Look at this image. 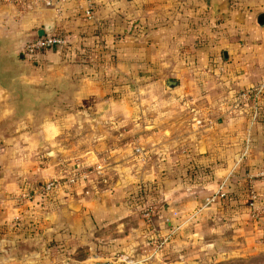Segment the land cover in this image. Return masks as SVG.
Listing matches in <instances>:
<instances>
[{"label": "rangeland", "instance_id": "1", "mask_svg": "<svg viewBox=\"0 0 264 264\" xmlns=\"http://www.w3.org/2000/svg\"><path fill=\"white\" fill-rule=\"evenodd\" d=\"M94 1L62 0L54 7H47L40 0H0V5L5 6V14L12 19L5 23L12 29L20 28L16 32L11 31L12 29L8 32L16 41V48L12 52L21 53L22 45L33 40L37 36L35 31L43 29V24L48 23L52 27L51 31L65 35L67 40L64 50L69 52L68 58H83V61L90 65L92 75L104 89L102 97L106 100L96 102L95 112H127L128 117L120 119L119 113L117 122L114 123H118V127L130 128L125 135L129 145H142L139 138L142 139L144 134L138 126L144 128L143 131L147 133H150L156 124L163 126L167 130L166 133L171 126L174 131L186 132L189 125V118L185 116L187 112H200L201 107L208 103L202 101L205 87L196 84L194 80V75L199 72V69L195 68L199 62L191 63L190 60L196 59L195 55L191 54L193 52L183 53L184 49L193 50L196 47L202 27L200 12L195 17L187 14L185 17H177V23L174 25L155 15L157 4H167V1L171 0ZM181 1L172 0L171 10L182 12L184 3ZM87 2L91 4L90 18L83 13ZM46 8L56 10L57 14L53 20L35 22L30 19L31 11ZM142 8L146 11L144 16ZM158 29L159 33L156 32ZM38 53L21 56L37 64L41 58ZM181 53L186 60L189 59L187 64L178 59ZM180 63L181 66L176 67ZM165 78H176L180 85L167 86ZM253 86L233 88L231 93L224 97L222 107H218L216 102H211L210 112L213 116L222 112L227 116L226 119L229 116L237 117V126L242 131H239L238 135H235L236 132L234 134L242 148L225 153V158L236 155L238 162L222 181L213 175V165H207L197 158L193 161L191 159L192 164H176L174 174L160 168L159 180L154 178L140 182L133 188L126 184L125 187L130 190L124 194V198L133 210L132 216L140 218L142 224L140 230H132L129 237L122 235L126 233L127 228L115 226H104L89 232L78 230L72 233L65 230L60 239L52 236L47 238L45 234L40 237V229L37 227L39 215L32 208L23 215L1 218L0 264L4 259L2 254L8 255L9 251L18 255L28 252L30 258L35 259L28 261L29 264H83L84 261L77 262L73 257L84 258L87 254L95 253L101 256V259L95 260L93 264H105L106 260L109 264H126L129 260L142 264H169L176 259L179 264H264V88L257 93L256 102H253L251 97H239L245 88ZM219 91L220 89L215 87L212 96L215 97ZM52 103L50 101V104ZM94 103L95 101L88 104ZM73 105L70 102H62L65 110L60 112L64 114V125L73 124L93 129L94 126L104 128L108 122V118L103 115L93 120L77 117L74 113L79 111L73 108ZM259 110L263 111L262 115ZM38 112H41V109ZM177 113L183 115L182 121L171 123L170 118ZM252 122L253 127L259 126L263 131L254 133L251 130L249 137L245 139L244 129ZM66 135L71 137L73 134ZM145 139L146 142L151 140L149 136ZM250 142H253L254 147H248ZM88 143L84 137L79 141V147ZM40 152L36 157L40 156ZM254 153L260 157L256 158ZM130 163V160L124 162L126 169L130 168ZM147 165L150 164L144 163L142 167L147 168ZM53 167L55 168L51 172H44V175L41 174L40 168L37 172L24 171L23 175L16 172L17 176H23L22 183H26V176L32 178L26 185L29 193L0 196V202L13 201L22 204L27 197L35 199V203L32 202L33 207L36 206L34 204L42 206L43 200L54 192L43 195L39 187L33 194L30 187L38 185L42 180L43 183L50 174H56L58 166H49L46 169ZM135 167L136 165L133 166ZM175 175L202 194L201 198L197 197L198 200L201 199L200 202L211 205L209 211L200 217L199 222L186 226L194 231L193 242H184L189 238L186 235L189 230L179 233L167 224L170 220L169 202L161 189L171 187L175 183ZM100 181V186L105 187V182ZM209 181L212 183L210 186L206 185ZM215 183H218V186L213 192ZM143 185L147 186L146 194H143L141 189ZM220 191L223 194L220 195ZM142 200L150 202L153 206V215L148 223L140 214ZM26 227L30 229L27 230ZM25 235L28 237L26 240L10 241V237L19 239ZM112 237L115 241L110 243Z\"/></svg>", "mask_w": 264, "mask_h": 264}, {"label": "crops", "instance_id": "2", "mask_svg": "<svg viewBox=\"0 0 264 264\" xmlns=\"http://www.w3.org/2000/svg\"><path fill=\"white\" fill-rule=\"evenodd\" d=\"M167 2L157 4L158 10L154 8L157 18H162L164 22L176 25L177 17H185V14L195 17L198 12L202 21L198 36L202 41H197L193 50L184 49L183 53L193 52L191 54H194L196 59L191 58V63L199 62L195 67L199 72L194 75V80L196 84L205 87L202 101L208 103L201 107L200 112H187L185 115L189 118L187 131H174L171 126L166 133L167 130L163 126L153 124L155 126L147 133L143 131L144 128L138 126L144 134L142 139L139 138L142 145H129L125 135L130 128L118 127V123H114L119 113L120 119L128 117L127 112H95L96 102L106 100L102 97L104 89L92 75L90 65L85 63L83 58L71 59L67 56L69 52L61 50L60 47H49L38 53L41 58L34 65L20 53L11 52L20 73L25 77L26 85L39 94L46 103L42 104L41 112H25L19 115L12 111L0 90V196L29 193L26 185L32 178L24 175L26 183H22L23 176L20 178L16 172L23 175L24 171L37 172L40 168L41 174L44 175V172H51L55 168L47 170L49 166H58L57 173H60L86 164H99L101 168L99 171H92L84 177H79L74 183H62L52 196L43 200L42 206L34 204L36 206L33 207L32 202L35 199L27 197L22 204L1 201L0 219L23 215L32 208L39 215L37 227L40 229V237L45 234L47 238L52 236L60 239L65 230L72 233L78 230L89 232L104 226L127 228L126 233L122 235L129 237L132 230L138 228L140 230L142 224L140 218L132 216L133 210L129 208L124 198V194L130 190L125 187L126 184L133 188L140 182L154 178L159 180L160 168L174 174L176 164H192L197 158L207 165H213V175L221 178L220 181L227 177L238 159L236 155L225 158V153L242 148L239 139L235 137L242 131L237 126V117L229 116L230 119L229 117L226 119L227 116L222 112L213 116L210 112L211 102H216L218 107H222L224 97L228 96L233 88L256 85L260 80L264 66V0H182L184 3V7H181L182 12L171 10L172 0ZM5 11V6L0 5V34L9 35L8 32L12 28L5 22L12 19ZM142 11L144 16L146 11L144 8ZM56 14V10L46 8L34 9L29 16L35 22H41L53 20ZM81 16L85 19L82 13ZM79 19L81 20L80 17ZM19 29L11 31L16 32ZM156 32L159 33L160 29ZM42 33L43 29L35 31V35ZM183 53L178 55V59L181 63L187 64L189 59L186 60L182 56ZM181 63L176 67L181 66ZM176 80V85H180V81ZM215 87L220 91L213 97L212 91ZM50 101L53 103L50 104ZM93 101H95L93 105L88 104ZM62 102L73 103V108L79 111L74 113L77 117L93 120L103 115L108 118V122L104 128L94 126L93 129L73 124L64 125L62 119L64 114L60 112L65 110ZM55 110L58 112H54ZM259 112L261 114L263 111ZM182 116L179 113L173 114L170 122L182 121ZM253 124L254 122L244 129L245 139L249 137L251 130L254 133H262L263 130L259 126L253 127ZM66 133L73 135L69 137ZM148 136L151 140L146 142L145 138ZM84 137L89 143L80 148L79 141ZM134 146L141 148L142 154L135 152ZM248 147H254L253 142H250ZM38 151L40 156L36 157ZM253 156L260 157L257 153ZM219 159L221 161H217ZM128 160L131 161L130 168L126 169L127 165L124 162ZM144 163L150 165H147V168L142 167ZM170 165L172 166L169 167ZM50 176L52 175L47 178ZM100 180L105 182V187L100 186ZM42 181L30 187L33 194L41 187ZM210 184L211 181L206 185ZM217 186L218 183H215L213 192ZM161 191L169 202L170 220L167 224L172 229H177L179 233L189 230L186 228L187 225L199 222L203 213L208 212L211 207L207 203L202 201L201 203V199L198 200L197 197L201 198L202 194L193 190L177 175L175 183ZM193 233L192 230L186 232L189 238L184 240L185 243L195 241ZM26 236H20L19 239L10 237V241L26 240L28 239ZM112 239L114 238H111L110 243L115 241ZM2 256L4 259L1 264H29L28 261L35 260L30 258L28 252L18 255L9 251L8 255ZM100 257L95 253L73 259L77 262L84 261L83 264H93L95 260L101 259ZM169 264H179V261L176 259Z\"/></svg>", "mask_w": 264, "mask_h": 264}, {"label": "built area", "instance_id": "3", "mask_svg": "<svg viewBox=\"0 0 264 264\" xmlns=\"http://www.w3.org/2000/svg\"><path fill=\"white\" fill-rule=\"evenodd\" d=\"M44 6L47 7H54L62 0H40ZM83 13L87 18L91 17V4L89 2L86 3V5L83 8ZM66 41V38L58 33H55L53 31L51 32H43L40 35H37L33 40L29 42H25L21 47V55H34L38 53L39 51L49 48V47H60L62 46ZM264 88V66L261 73V77L257 85H254L253 87H247L245 88L240 94V99H246L248 97H251L253 99V102H256V96L257 93L260 92V90ZM135 152L141 153V148L138 146H134ZM101 168V165L99 164H86L82 166H78L75 169L63 172V174H54L47 179L44 180V182L41 185V193H44L43 195H48L49 193H53L55 190H57L60 185L64 182L66 183H74L77 181L79 177H84L86 174L92 172V171H99ZM141 189L143 190V194H146V189H144V186H141ZM219 194H223L222 191L219 192ZM140 214L142 218L148 223L151 219V216L153 215V206L150 202H145L142 200V205L140 207ZM118 259V258H117ZM105 264H109V261L106 260L104 262ZM112 263V262H111ZM116 264H118L116 262ZM126 264H142V263H136L133 262V260H129L126 262Z\"/></svg>", "mask_w": 264, "mask_h": 264}, {"label": "water", "instance_id": "4", "mask_svg": "<svg viewBox=\"0 0 264 264\" xmlns=\"http://www.w3.org/2000/svg\"><path fill=\"white\" fill-rule=\"evenodd\" d=\"M258 23L261 24L259 20ZM51 28L50 24H43V32H51ZM15 48L16 41L12 36L0 34V90L13 112L19 115L25 112H38L46 102L26 85L25 77L20 73L13 55L10 54ZM165 84L173 86L177 84V80L166 78Z\"/></svg>", "mask_w": 264, "mask_h": 264}, {"label": "trees", "instance_id": "5", "mask_svg": "<svg viewBox=\"0 0 264 264\" xmlns=\"http://www.w3.org/2000/svg\"><path fill=\"white\" fill-rule=\"evenodd\" d=\"M58 34H60V33H58ZM60 35H61V34H60ZM62 36L65 37V35H62ZM65 38H66V37H65ZM197 41L200 42V41H202V39L198 37V38H197ZM65 45H66V41H65V43H64L62 46H60V49H61V50H64V46H65ZM143 186H144V189L147 188L146 185H143ZM139 189H140V188H139ZM140 191H141V190H140ZM140 191H139V192H140ZM140 193H141V192H140ZM50 195H51V194H50Z\"/></svg>", "mask_w": 264, "mask_h": 264}]
</instances>
